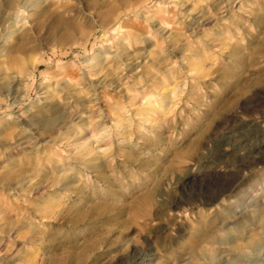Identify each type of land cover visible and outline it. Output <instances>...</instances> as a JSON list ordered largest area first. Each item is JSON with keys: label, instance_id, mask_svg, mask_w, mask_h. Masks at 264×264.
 <instances>
[{"label": "rangeland", "instance_id": "374dc122", "mask_svg": "<svg viewBox=\"0 0 264 264\" xmlns=\"http://www.w3.org/2000/svg\"><path fill=\"white\" fill-rule=\"evenodd\" d=\"M24 8L0 54V264H264V0Z\"/></svg>", "mask_w": 264, "mask_h": 264}, {"label": "bare ground", "instance_id": "6f19581e", "mask_svg": "<svg viewBox=\"0 0 264 264\" xmlns=\"http://www.w3.org/2000/svg\"><path fill=\"white\" fill-rule=\"evenodd\" d=\"M5 1H6L7 7L4 9L5 10L4 13H6V14H5V16L0 15V54H2L3 51L6 50L8 40L13 38V36L18 33V31H19L18 26H19V22H20L19 16L23 13L22 9L26 8V7L24 8V5L27 2V0H5ZM57 88H58V92L63 93L64 98H63L62 103H65V105H66L68 103L67 101L73 98V96L71 94V89H69L68 87H66L64 85L62 86L59 84L57 85ZM57 88H55V89H57ZM45 96H46V98L45 97L44 98L48 101L47 103L48 104L50 103L48 107L55 109L54 110L55 112L57 110H59L60 108L65 107L64 105H62V103L59 104V103L53 102L54 92H48L47 95H45ZM148 100H149V98H147L145 101L148 102ZM43 112H45V111H43ZM42 123H43L42 128L43 127L47 128V127L51 126L53 122L50 120H44Z\"/></svg>", "mask_w": 264, "mask_h": 264}]
</instances>
